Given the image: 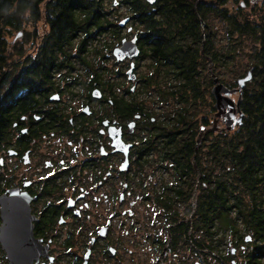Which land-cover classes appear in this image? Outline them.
<instances>
[{"label":"flooded vegetation","instance_id":"af4514ba","mask_svg":"<svg viewBox=\"0 0 264 264\" xmlns=\"http://www.w3.org/2000/svg\"><path fill=\"white\" fill-rule=\"evenodd\" d=\"M139 22L127 35L138 37L135 79L131 60L117 61L114 48L105 56L125 63L114 74L124 89L102 79L106 66L96 72L93 42L80 50L83 34L65 50L59 41L49 47L45 25L19 29L35 37L18 62L21 87L0 95V198L19 193L29 204L0 201V264H212L210 255L215 264H256L263 256L244 244L225 257L199 204L190 209L189 162L177 169L183 154L175 162L163 151V105L154 100L156 82L173 73L174 32L150 37Z\"/></svg>","mask_w":264,"mask_h":264},{"label":"trees","instance_id":"16d2710c","mask_svg":"<svg viewBox=\"0 0 264 264\" xmlns=\"http://www.w3.org/2000/svg\"><path fill=\"white\" fill-rule=\"evenodd\" d=\"M108 1L112 0H0V95L21 87L16 84L21 81L19 78L4 72L8 64L6 34L43 21L48 27L50 48L56 49L55 43L59 41L66 50V42L81 33L82 51L96 36L121 31L116 22L118 17L111 19L112 12L105 9ZM196 3L197 0H158L155 6L159 7V16H156L146 0H118V6L128 8L125 16L130 17L134 33L140 30L139 18L147 21L145 30L150 37L174 32V56L170 60L173 73L169 79L156 82L154 100L163 105L160 111L162 136L166 137L163 151L174 154L175 162L180 161L176 155L183 154L182 164L175 166L177 169H185L184 162L188 160L191 172L185 198H192L196 191V204L207 219L209 240L217 232L231 234V242L237 246L245 241L243 233L248 231L260 242L259 237L264 233V0H198ZM211 17H219L222 24L219 48L215 45L216 33L209 26ZM158 24L164 28L157 30ZM245 41L250 56L253 53L247 66L253 78L242 92L243 122L233 129L225 127L206 133L196 151L200 128L212 127L217 112L210 74L218 65L229 67ZM117 44L115 38L100 42L101 46H95L96 55L105 57L100 50L112 51ZM166 64L171 65L168 55ZM104 72L108 74L109 70ZM103 75L102 79L111 86L123 85V80ZM225 85L234 88L238 84L235 80ZM170 101L172 108L166 111L165 105ZM204 106L207 110H203ZM182 191L184 194L185 190ZM189 204L192 209V201ZM222 242L219 238V245ZM255 247L252 248L258 249Z\"/></svg>","mask_w":264,"mask_h":264},{"label":"rangeland","instance_id":"374dc122","mask_svg":"<svg viewBox=\"0 0 264 264\" xmlns=\"http://www.w3.org/2000/svg\"><path fill=\"white\" fill-rule=\"evenodd\" d=\"M113 1L114 2L117 1V4L113 5L112 4ZM197 3H198V0H197ZM105 6H106L105 9L110 10V12H112L111 19H113V20H115V17H118L119 21L121 19L129 17V16H125V13L128 12L127 6L126 5H119L118 6V0L108 1V3ZM119 21L116 20L117 23ZM208 22H209L210 29L213 32L216 33L215 45H216L217 48H219V45H220L219 36H221L219 34V30L220 31L222 30V24L219 21V17H211V18H209ZM38 24H39V26H42V25H44V22L40 21ZM28 25H32V24H28ZM132 25L133 24H131V22H130V26H132ZM128 26L122 28L121 31L119 33H117V34H113L112 35V33L110 31V33H106V34H104L102 36L101 35L100 36L99 35L96 36L95 39L90 40V41L93 42L92 44H90V48H93V46L94 47L96 46V48H98L99 46H101L100 42L103 43V42L106 41V39L109 42H111L112 39L115 38V41L120 43L123 38H127L128 37L127 35L130 36V34H131V32H129L130 31L129 30L130 27H128ZM133 26H132V28H133ZM18 31L19 30L13 32L10 35H7V34L5 35V38H6L7 42H8V47H7L8 64H7L4 72H10L11 75H13V77H15V78H16L17 72L20 70V65H19L18 62H20L23 59L22 54H27V50L25 48V44L28 43L27 41H29V40L32 41L34 39V37H35L34 31L25 28L24 34L20 38L21 33H19ZM133 32H134V30H133ZM203 32H204V35H205L206 31L203 30ZM39 34H42V33L39 32ZM114 35H116V36H114ZM242 48L243 49L240 52V54L233 61H231L229 63V67H219V65H218L217 68L215 69V71H213L210 75L211 76H213V74L217 75L220 78L221 82H223L224 84H226V83L230 84L231 82H234L235 80L237 81V79L241 78V76L243 74H245L244 76H246L247 72H248L247 66L250 63L249 60L251 59V56H252L253 53H251V56H250L251 50H250V47H249L247 41H245L244 47L242 46ZM108 53H111V50L108 49V48L100 50V54L105 55V54H108ZM91 56H92V60H93L92 61L93 62L92 66L94 68H96V69H98L100 64H102L103 66H106L107 68L110 69V71H111L110 77H112V78L115 77V75H114L115 74V70H119L120 68H123V69L125 68V63L124 62L118 63V62L114 61L113 58L111 59V58L105 57L103 59L100 55H96V54H93ZM16 64H18V65H16ZM209 64H210L209 65V69L210 68L212 69V64L211 63H209ZM207 73L208 72L206 71L205 75H208ZM252 78H253V76H252ZM118 79L119 78H117L116 80H118ZM122 80H123V82L127 83L126 79L122 78ZM125 85L126 84L123 85V89L128 86V84L126 86ZM212 88L213 87H211V90H212ZM229 96L235 102L238 100V93L234 92V93L229 94ZM172 102L173 101H170L169 104L165 105V106H167L166 111L171 110ZM203 110H207V108H205V106H204ZM230 111H231L230 106L224 107V111H223V113L221 115H219V121H217V129L220 130L222 128L227 127L226 120L224 118H226V116L228 117V114L230 113ZM196 184H198V183H196ZM195 195H196V193H195ZM192 203L193 204L197 203L196 196L192 197ZM245 236H248V237L252 236V237H251V239L249 241H244L243 243H238V245L236 246V245H234L233 242H232V244H230L231 243V239H232V235L231 234L230 235H227V234L224 235L221 232H219V238L223 239V242L220 244L219 248H221V249H223L225 251L224 253H225V256L227 258L229 256L228 252L230 251V249H232V248L243 249L244 244H245V248H252V247H254L256 245L255 248H258V249L264 251V233L261 234L260 237L258 235V237L260 239V242H259L258 239L254 238V236L252 235L251 232L245 231V233H243V237H245ZM248 237H246V238H248ZM262 254H263L262 257L257 258L258 260L255 258L257 260L256 264H264V252H262ZM214 255H215V253H214ZM210 257H211L210 258L211 263L215 264L216 263L214 261L215 257H212L211 255H210Z\"/></svg>","mask_w":264,"mask_h":264},{"label":"water","instance_id":"95a60500","mask_svg":"<svg viewBox=\"0 0 264 264\" xmlns=\"http://www.w3.org/2000/svg\"><path fill=\"white\" fill-rule=\"evenodd\" d=\"M93 1V0H91ZM148 3L153 4L157 0H146ZM114 4H117V1L114 2ZM130 21V17H126L124 19H121L119 21V26L124 27L127 25V23ZM129 30H132V27L129 28ZM138 37L137 35H134L132 38H123L120 45H117L113 49V55L116 57L118 61H123L125 59L131 60V66L127 70L128 79L134 80L136 75L133 73V69L135 67V58L138 57L140 53V49L137 43ZM211 69V68H210ZM252 70H248L247 75L243 76L241 78L237 79L238 87L229 88L227 87L223 82H221L220 78L217 75L213 74V82L214 86L211 90L214 98H215V104L214 107L217 109V112L215 114L214 118V124L210 128H206L205 126H202L200 128V133L196 141V151L198 144L203 139L204 135L210 131H214L217 129V121H219V115H221L224 111V107L230 106L231 111L228 114V117L224 118L226 120L227 129H233L236 125H241L243 122V112L241 111V95H242V89L245 87L246 83L252 79ZM239 93V98L235 102L229 94L234 92ZM239 112V116H236V113ZM195 158V157H194ZM0 201L2 204H8L9 201H14L15 204H29L27 198L19 193H13L11 192L9 195H3L0 198ZM5 221L9 224V217L7 213L8 207L5 206ZM8 226L4 225L3 230L4 234L7 232ZM248 237V236H247ZM251 237L246 238L247 241H249ZM10 257L13 258V255H10Z\"/></svg>","mask_w":264,"mask_h":264}]
</instances>
